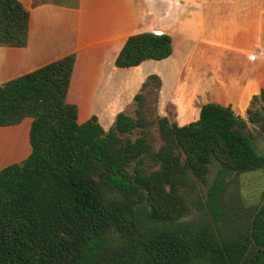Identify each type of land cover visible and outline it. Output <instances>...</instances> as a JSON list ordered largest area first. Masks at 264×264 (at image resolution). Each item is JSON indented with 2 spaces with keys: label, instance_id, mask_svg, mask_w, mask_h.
Listing matches in <instances>:
<instances>
[{
  "label": "trees",
  "instance_id": "16d2710c",
  "mask_svg": "<svg viewBox=\"0 0 264 264\" xmlns=\"http://www.w3.org/2000/svg\"><path fill=\"white\" fill-rule=\"evenodd\" d=\"M27 23L19 0H0V45L24 46ZM171 39L131 34L113 64L164 59ZM73 60L67 54L0 85V126L32 118L28 155L0 168V264H264V201L242 240L208 223L178 221L188 212L186 187L204 182L210 165L216 167L211 201L229 173L264 166L246 129L250 123L264 132V104L247 107L242 119L229 105L204 102L195 120L178 125L144 114V93L160 85L149 74L132 96L134 117L118 111L104 130L95 115L78 123L75 105L66 101ZM258 99L264 101V88L249 103ZM149 125L158 134L155 149Z\"/></svg>",
  "mask_w": 264,
  "mask_h": 264
},
{
  "label": "rangeland",
  "instance_id": "374dc122",
  "mask_svg": "<svg viewBox=\"0 0 264 264\" xmlns=\"http://www.w3.org/2000/svg\"><path fill=\"white\" fill-rule=\"evenodd\" d=\"M67 1L73 3L74 0ZM208 1L211 0H150L149 8L153 6L154 9L167 10L168 22L164 31L172 36L173 51L158 67L163 85L160 83L155 90L144 93L142 108L145 115L166 116L170 122L182 125L197 116L198 106L204 102L229 105L233 113L242 119H245L247 107L259 108L264 104L261 99L249 103L251 96L258 94L264 84L250 95H247L246 91H240L237 81L245 71L244 62L236 59L234 54L226 55L224 52L233 50L237 45H247L257 30H238L235 21L231 19L214 23L217 11L228 9V5L224 2ZM239 1L232 0L229 6L240 7ZM244 5L241 20L244 24L251 27L258 7H261L260 12H263L262 15L258 14L259 19L264 17V0H247ZM201 9L200 17L193 18ZM262 34L264 30H259L257 39ZM256 42L247 52L248 66L252 64V55H264V46L257 45ZM142 66L135 76L120 72V83L123 79H137L142 73ZM116 81L117 78H114L109 84L114 87ZM153 83L151 85L155 84ZM130 91L131 87L122 88L118 93L114 88L110 90L104 87L96 96L99 100H104L109 97V93H113L118 98ZM75 96L82 104L81 106L78 103V113L80 117H84L89 111L91 96L84 92ZM134 108L135 104L130 100L126 108L120 111L134 117ZM100 119L104 120V117L100 116ZM246 129L253 135L255 150L264 157V132H261L257 125L250 123H246ZM139 130L140 128L133 129L127 136L133 139L138 136ZM147 132L148 141L155 149L159 144L155 126L149 125ZM215 172L216 167L210 165L204 182L194 181L191 186L186 187L184 196L188 212L178 221L190 222L193 225L208 223L216 228V232L221 236L242 240L248 236L254 214L264 201V166L240 174L229 173L225 176L221 189L216 192L214 201H211L208 191ZM214 210L217 211L216 215Z\"/></svg>",
  "mask_w": 264,
  "mask_h": 264
},
{
  "label": "crops",
  "instance_id": "0c3cea01",
  "mask_svg": "<svg viewBox=\"0 0 264 264\" xmlns=\"http://www.w3.org/2000/svg\"><path fill=\"white\" fill-rule=\"evenodd\" d=\"M19 2L28 11L26 42L22 47L0 45V85L72 53L74 60L66 101L75 105L78 123L90 115H95L104 130L110 126L115 114L126 108L147 75L156 74L161 86L163 85L158 69L163 59H147L136 66L124 68L114 66L113 61L127 36L143 31L167 33L164 31L168 22L166 8L154 9L153 6L149 8L150 0H76L72 5L57 4L51 0L35 5H32V0ZM208 2H224L228 5V9L217 11L214 23L222 19H231L235 21L238 30L247 28L257 30L247 45H237L232 48L233 50H224L226 55L234 54L236 59L244 62L245 71L237 81L239 90L246 91L247 95L255 93L264 84V55L260 56L259 53H256V57L252 55L250 59H253L252 64L249 66L246 56L254 42L257 41V45L264 46V34L258 39L256 37L259 30H264V17L259 19L258 15L263 14L260 12L261 7L256 9L250 27L241 21L247 0H240V7L229 6L232 0ZM201 13L202 9L201 12H196L193 18H199ZM140 66L142 73L137 79H123L120 83L118 78L120 72L135 76ZM114 78L118 81L113 87L109 83ZM104 87L110 90L114 88L117 93L118 90L127 87H131V91L118 98L117 95L109 93L108 98L99 100L96 95ZM79 92L91 96V105L84 117H80L78 113L75 95ZM100 116L104 117V120H101ZM31 120V117H23L17 124L0 126V168L20 162L28 155L30 151L28 130Z\"/></svg>",
  "mask_w": 264,
  "mask_h": 264
}]
</instances>
